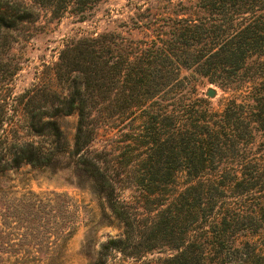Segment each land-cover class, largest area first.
<instances>
[{
    "label": "trees",
    "instance_id": "obj_1",
    "mask_svg": "<svg viewBox=\"0 0 264 264\" xmlns=\"http://www.w3.org/2000/svg\"><path fill=\"white\" fill-rule=\"evenodd\" d=\"M97 1L4 0L0 41L19 23L82 13ZM187 3L145 39L110 32L66 41L53 64L65 93L46 91L44 108L27 120L48 146L13 142L0 153V172L74 158L122 228L100 244L92 264L112 250L136 260L161 248L171 252L154 264H264V204L228 205L264 185V0ZM193 76L239 91V100L211 112ZM70 114L76 123L65 150L55 118ZM114 116L146 118L136 134L137 164L125 171L142 194L141 214L118 198L113 159L88 149L99 118Z\"/></svg>",
    "mask_w": 264,
    "mask_h": 264
},
{
    "label": "rangeland",
    "instance_id": "obj_2",
    "mask_svg": "<svg viewBox=\"0 0 264 264\" xmlns=\"http://www.w3.org/2000/svg\"><path fill=\"white\" fill-rule=\"evenodd\" d=\"M187 5V0H99L82 13H65L60 18L41 15L34 23H19L4 31L0 41V153L13 142L48 146V139L32 133L27 120L31 110L44 108L46 91L65 93L53 74V64L66 41L110 32L145 39L155 28H164L161 24L167 16L185 12L183 8ZM193 78L199 82L198 95L210 102L211 112L218 114L227 101L239 100V91L223 92L204 78ZM207 88L214 90L213 97L206 96ZM55 119L68 150L76 116L62 115ZM145 119L99 118L102 123L88 147L106 159H113L118 173L115 186H122L117 187V196L130 208L137 207L138 214L144 212L139 208L142 194L131 187L125 171L137 164L136 154L142 149L137 146L136 134ZM243 158L241 153L234 156L239 162ZM261 186L258 192L233 197L240 204L230 201L231 210L241 206L248 210L250 206L264 204V185ZM160 191L164 192L162 187ZM144 206L151 207V199L144 201ZM121 232L120 223L113 218L103 198L67 154L44 168L24 164L0 172V264H92L100 244L119 237ZM170 252L155 249L134 260L112 250L103 264H154L155 258Z\"/></svg>",
    "mask_w": 264,
    "mask_h": 264
},
{
    "label": "water",
    "instance_id": "obj_3",
    "mask_svg": "<svg viewBox=\"0 0 264 264\" xmlns=\"http://www.w3.org/2000/svg\"><path fill=\"white\" fill-rule=\"evenodd\" d=\"M205 94L208 97H213L215 92H214V90L212 88H207Z\"/></svg>",
    "mask_w": 264,
    "mask_h": 264
}]
</instances>
